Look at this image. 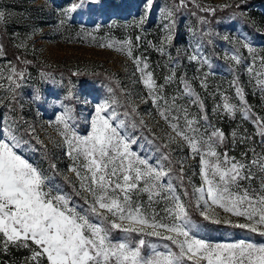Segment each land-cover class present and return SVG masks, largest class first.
Returning <instances> with one entry per match:
<instances>
[{
	"label": "snow or ice",
	"instance_id": "1",
	"mask_svg": "<svg viewBox=\"0 0 264 264\" xmlns=\"http://www.w3.org/2000/svg\"><path fill=\"white\" fill-rule=\"evenodd\" d=\"M189 2L195 0H178L161 9L164 34L160 44L154 45L161 55H168L166 48L173 40L176 11L180 6L187 7ZM246 2L238 0L234 5L222 7L240 9ZM145 6L146 12H150L153 0H145ZM79 7L82 5L72 4L61 15L67 18ZM200 10L213 14L216 11L203 6ZM240 15L244 17L245 13ZM5 19V12L0 11V23ZM144 22L145 17L138 18L135 26L142 27ZM58 24L63 28L65 19H60ZM31 38V34L26 36L18 47L26 49V41ZM140 40L138 35L135 43L128 39L119 47L113 43L98 46L122 52L131 60L148 100L166 125L167 142L163 148L173 145L181 150L187 148L188 158L199 161L201 184L189 191L185 185H191L192 181L184 172L185 162L174 160L171 153L147 157L134 151L132 145L136 141L127 134L125 122L116 113L115 99L96 107L90 131L84 135L77 133L69 114L56 117L57 125L62 126L58 127L61 143L72 161L67 171L73 177L63 176L64 182L72 186V194L23 157L25 142L11 128L6 132L0 129V248L28 249L30 255L24 264H264V245L244 239L213 245L198 238L197 226L188 211L191 200L195 199V207L201 209L204 219L264 236V154L250 147L238 159L227 151H218L228 138L209 118L204 100L191 81L178 78L170 70L164 77L165 82L157 83L147 58L134 55L133 49L139 47ZM238 43L251 55L245 70L264 99V56L257 57L245 38L241 37ZM3 53L0 46V55ZM229 58L237 68L245 64L240 47L234 48ZM188 59L208 64L198 50ZM24 75L14 65L0 70V80L8 81L7 91L12 93L20 87L18 81ZM177 83L182 88L177 87L169 94L167 89ZM200 84L207 89L206 74L200 78ZM232 87L234 96L221 95L222 103L214 111L233 119L239 114L243 120H250L264 146V116L257 115L249 104L238 71ZM237 135L236 131L231 133L233 144L237 142ZM250 139L241 136L239 142ZM174 164L178 165L175 176L178 183L173 180ZM257 178L260 179L258 188L251 183ZM243 181L248 182L247 186ZM143 194L147 195L146 204L140 199ZM74 196L84 204H78ZM161 202L165 205L163 216L154 208ZM213 206L243 222L222 221L214 213L209 214L208 209ZM116 231L124 233V237L113 239ZM145 237L166 242L161 250L155 243L148 244Z\"/></svg>",
	"mask_w": 264,
	"mask_h": 264
},
{
	"label": "rangeland",
	"instance_id": "2",
	"mask_svg": "<svg viewBox=\"0 0 264 264\" xmlns=\"http://www.w3.org/2000/svg\"><path fill=\"white\" fill-rule=\"evenodd\" d=\"M173 2L178 3V0H153L151 11L146 12L145 0H0V11L6 15L5 21L0 23V31L6 32L12 44L20 50V58L17 56V61L14 62L7 58L3 47L0 70L14 65L17 70L25 73L23 80L18 81L20 87L14 93L7 91L9 83L6 79L0 80V129L6 132L11 128L18 138H22L25 142L23 157L38 167L45 176L62 184L65 192L72 194L73 188L64 182L63 176L72 178L74 174L67 171L72 161L66 155L62 138L58 134V127L62 126L57 125L56 117L61 114H69L77 133L84 135L90 131L96 107L115 99L117 103L113 107L125 122L127 134L136 141L132 145L133 150L147 157H159L164 153L162 148L167 142L166 125L148 100L146 89L140 82L133 63L122 52L98 46L100 43H113L119 47L128 39L135 43L138 35L141 40L139 47L133 49L134 55L147 58L157 83H164V77L170 74V70H174L178 78L191 81L192 87L204 100L209 118L228 138L218 151H227L230 156L238 159L250 147L255 148L257 153L264 154V146L260 144L261 138L256 135L258 130L255 124L250 120H243L239 114L233 119L214 111L216 105L222 103L221 95L234 96L232 82L238 71L249 104L257 115L264 116V99L245 70L251 55L238 43L243 37L255 49L257 57L264 56V0H247L240 9L227 7L224 14L216 20H213L211 12L193 9L183 11V16H175L173 40L166 48L168 55H161L154 47L160 44L164 34L161 9ZM237 2L238 0H195L194 8L222 7ZM77 3L82 7L75 13L67 18L61 15L65 9ZM241 12L245 13L244 17L240 15ZM141 17H145V22L142 27H136V22ZM60 19H65L63 28L58 24ZM30 34L32 38L26 41L27 48L18 47ZM0 46H3L1 42ZM237 47L241 48V54L246 58L245 64L239 68L229 58ZM194 50H198L208 60V64L189 61L188 56ZM24 61L30 63L25 64ZM79 73L94 76L79 78ZM205 74L208 84L206 90L200 84V78ZM4 75L6 77L8 73L5 72ZM177 87L182 88V85L173 84L167 92L172 94ZM115 89L120 90L122 99ZM192 111L195 112L196 109L193 108ZM141 120L143 124L140 123ZM233 131L238 134L235 144L231 137ZM241 136L252 139L240 143ZM166 150L174 160H184V172L192 181L191 185H185L189 191L193 186H199L201 177L198 159H189L187 148L181 150L173 145ZM163 163L167 165L168 162ZM172 167L173 180L177 182L175 176L178 165L174 164ZM241 183L245 186L248 184L247 181ZM251 183L258 188L260 179ZM73 198L78 204H84L79 197ZM140 199L147 203L146 194ZM195 204L196 200L192 199L188 211L190 219L197 226L198 238L213 245L242 239H236L229 233L227 226H232L231 224H216L211 220L194 218L195 213L203 217L201 209L195 207ZM164 207L163 202L154 205L155 211L161 216ZM208 212L214 213L222 221L230 219L233 223L243 222L214 206ZM124 235L116 231L113 239H121ZM145 240L148 244H157L161 250L166 242L156 237H145ZM249 241L264 245V242ZM29 255V250L25 248L9 247L6 251L0 248V264H24Z\"/></svg>",
	"mask_w": 264,
	"mask_h": 264
},
{
	"label": "trees",
	"instance_id": "3",
	"mask_svg": "<svg viewBox=\"0 0 264 264\" xmlns=\"http://www.w3.org/2000/svg\"><path fill=\"white\" fill-rule=\"evenodd\" d=\"M245 4H243L242 6H244ZM216 9L215 13H211L212 14V18L213 20H216L219 16L223 15L224 14V11L226 10L225 7H214ZM190 9H193V10H197V11H201L200 10V7H197V8H194V3L193 2H189L187 3V7H183V6H180L178 8V10L176 11V14L175 16L178 18V17H181L183 16L184 12H186L187 10H190ZM184 11V12H183ZM203 12V11H201ZM205 12V11H204ZM0 42L3 44V47L5 49V55L7 56L8 59H10V61H17L16 58L18 56V54H20V50L14 46L11 42V40L8 38L6 32H1L0 31ZM18 58H20L18 56ZM79 78H84V77H93L94 75L92 74H84V73H79L77 75ZM99 80H101L99 78ZM115 91L117 92L116 94L118 95L119 98H123V95L122 93L120 92V90H116ZM128 108V106H124V108ZM159 146V145H158ZM160 147V146H159ZM162 152L164 153H169L168 150H164L162 148ZM192 213H195L194 211ZM194 218L198 219V220H203L204 218L201 217L199 214L195 213L193 215ZM228 227V231L230 234H232V237L236 238V239H245V240H252V241H260V242H264V236H261L259 234H252V233H249L247 232L246 230H242V229H239V228H236L234 226H227ZM187 264H191V262H187Z\"/></svg>",
	"mask_w": 264,
	"mask_h": 264
}]
</instances>
